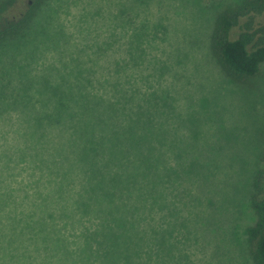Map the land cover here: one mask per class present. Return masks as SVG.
I'll list each match as a JSON object with an SVG mask.
<instances>
[{
	"label": "rangeland",
	"instance_id": "obj_1",
	"mask_svg": "<svg viewBox=\"0 0 264 264\" xmlns=\"http://www.w3.org/2000/svg\"><path fill=\"white\" fill-rule=\"evenodd\" d=\"M242 1L0 0L4 183L27 174L24 125L58 122L37 115L60 107L47 95L117 91L130 34L150 23V264H254L264 64L230 75L211 44L219 14ZM254 18L264 25V12ZM63 99L65 110L85 100Z\"/></svg>",
	"mask_w": 264,
	"mask_h": 264
},
{
	"label": "trees",
	"instance_id": "obj_2",
	"mask_svg": "<svg viewBox=\"0 0 264 264\" xmlns=\"http://www.w3.org/2000/svg\"><path fill=\"white\" fill-rule=\"evenodd\" d=\"M263 12L264 0H243L219 14L211 44L230 75L264 64V25L253 23ZM130 35L133 66H121L117 91L47 95L60 107L37 115L56 125H24L27 174L0 177V264H150V23ZM64 96L85 100L65 110ZM250 206L253 261L264 264V192Z\"/></svg>",
	"mask_w": 264,
	"mask_h": 264
}]
</instances>
